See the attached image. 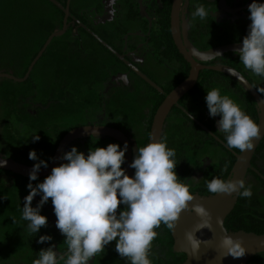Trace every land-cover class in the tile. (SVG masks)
<instances>
[{
    "label": "flooded vegetation",
    "instance_id": "flooded-vegetation-1",
    "mask_svg": "<svg viewBox=\"0 0 264 264\" xmlns=\"http://www.w3.org/2000/svg\"><path fill=\"white\" fill-rule=\"evenodd\" d=\"M55 1L60 8L48 2L62 14L58 15L59 28L55 23L58 31L62 28L67 0ZM175 2L178 6L177 29L172 27ZM257 2L264 3V0ZM251 3L252 0H70L67 30L62 36L69 33L72 45L68 42V35L65 41L67 47L76 52L75 67L68 69L62 65L66 61H54L46 49L45 108L40 106L39 98H35L38 95L32 90L31 97L26 100V108L8 107L4 128L13 145L7 146L9 152L0 150V155L24 163L31 161L29 152L35 150L39 159L49 164L68 132L83 126H99L115 129L126 137L132 163L138 148L148 144L156 110L190 74L191 64L179 47L186 52L190 49L207 52L231 44H242L251 23L248 19ZM198 5L209 12L203 20L192 18ZM46 25L51 23L47 20ZM62 48L66 47L61 45L60 50ZM194 62L199 67L195 84L170 109L159 141L166 142L170 149L175 150V171L179 181L190 186L192 195L206 197L213 195L208 192L206 182L213 178L232 179L237 158L241 155L238 150L229 149L224 133L218 132L220 117H210L205 100L207 91L219 88L222 96L227 95L257 124L259 121V109L249 91L236 78L217 69L235 71L262 99L264 78L245 70L235 52H225L208 60L194 59ZM126 94H135L136 112L121 106L119 97H128ZM30 99H33L32 104ZM9 113L13 124L7 127ZM187 113L194 114L195 119L190 120ZM130 119L138 120L140 124L139 139L131 136V127L127 122ZM40 121L41 124H37ZM35 134L43 137L39 143L33 142ZM110 143L119 144L121 149L124 147L112 138L90 135L71 141L63 155L72 147L87 155L89 149L106 148ZM65 162L60 160L58 166ZM134 171L132 169L133 174ZM16 177L29 181L28 178L1 171L0 183L7 185ZM45 177L38 181L43 182ZM242 180L246 186L251 185L253 195L250 199L232 195L235 200L233 207H240L244 200L251 213L243 217L236 215L235 223L244 220L251 225L264 224V133L249 159ZM28 194V188L14 192L9 218L1 213L5 201L0 197V230L13 228L9 240L0 236V264H33L41 249L51 245L56 246L54 250L58 254L67 250L63 242L65 237L55 227L56 217L51 200L40 212L47 217L48 226L41 228L36 235L29 234L28 222L21 218L24 198ZM40 199L39 195L36 196L32 206L36 207ZM156 231L159 235L153 241L152 264H181L185 254L177 250L173 232L163 225ZM43 235L53 238L51 244L37 243ZM90 264L129 262L117 254L115 242H112Z\"/></svg>",
    "mask_w": 264,
    "mask_h": 264
},
{
    "label": "clouds",
    "instance_id": "clouds-1",
    "mask_svg": "<svg viewBox=\"0 0 264 264\" xmlns=\"http://www.w3.org/2000/svg\"><path fill=\"white\" fill-rule=\"evenodd\" d=\"M248 12L251 23L235 54L245 70L264 78V3L252 0ZM208 15L198 5L192 18L203 20ZM205 100L210 117H220L218 132L224 133L226 146L241 153L252 151L254 142L262 138L261 126L231 98L222 96L219 88L207 91ZM187 116L195 119L192 113ZM32 139L38 142L40 137L35 135ZM127 150V143L123 149L119 144L110 143L106 148L89 149L85 155L72 147L60 157L66 162L53 167L43 182L35 186L31 181L38 180L37 174L41 168L48 167V162L40 160L35 150L29 152V159L37 162L29 173V194L24 198L21 218L28 222L29 234L36 235L48 226L47 217L40 212L51 200L55 227L65 237L63 242L67 246L62 254L54 250L55 245L41 249L33 264H90L112 242L117 254L129 264H152L153 241L159 235L156 229L163 225L174 232L185 211L195 213L203 221L196 231L206 227L211 230L208 210L202 204L193 205L195 197L190 186L179 181L174 149L156 140L139 147L129 165L135 170L132 177L122 167ZM206 187L214 196L238 195L250 199L253 195L251 185L246 186L242 179L213 178L206 182ZM38 195L41 199L33 207ZM195 234L188 232L185 237L193 254L199 252L202 243H210L197 239ZM52 239L43 235L37 243L51 244ZM219 246L221 259L229 256L240 259L247 254L243 244L229 235L221 239Z\"/></svg>",
    "mask_w": 264,
    "mask_h": 264
},
{
    "label": "water",
    "instance_id": "water-1",
    "mask_svg": "<svg viewBox=\"0 0 264 264\" xmlns=\"http://www.w3.org/2000/svg\"><path fill=\"white\" fill-rule=\"evenodd\" d=\"M56 7L60 8V4H58L55 0H48ZM69 1L67 0L66 8L64 11V18L62 28L56 32L50 34L45 42L43 43L41 49L37 52L35 57L29 63L26 73L22 78H16L7 73H0V78H5L11 80L15 83H23L28 78L29 75L38 62V60L45 53L48 48L50 42L56 38L62 36L67 30L66 20L68 17V6ZM178 1V0H176ZM177 9L178 6L175 2L172 11V27L173 29H177ZM179 44V43H178ZM242 44H231L227 46H223L217 49H213L207 52H198L195 49H190L189 52L184 51L181 46L180 52L184 56V58L191 64V70L188 78L184 80L181 84H179L174 90H172L166 98L162 101L160 106L155 112L148 143L153 142V140L159 141L161 129L163 126V122L165 117L169 113L170 109L177 104L178 100L195 84L197 73L199 67L194 62V59L197 60H208L219 54H223L225 52H235V49L240 47ZM222 71L230 76L236 78L253 96L257 107L259 109V121L258 124L261 126V134L263 136L264 133V99H262L256 92L251 88V86L245 81L239 74L235 71L224 68L217 69ZM105 136L116 140L121 143L123 146L125 143L128 145V150L125 153V163L123 164V168L126 170V174L130 177L134 176L132 169L129 167L131 164L130 158V148L126 137L119 131L107 127H99V126H83L68 132L60 141L57 146L52 161L48 164L47 168H41L40 172L37 174L38 179L43 178L51 173L53 167L58 166L60 162V157H62L64 153L65 147L73 140L86 137V136ZM261 139L254 142V148L250 152L241 153L237 158V163L234 167V174L232 179H243L245 168L248 166L249 159L257 147L258 143ZM32 167L17 163L11 159L4 158L0 155V171L8 172L12 174H16L29 179V173ZM195 197L192 202L195 204H202L209 212L210 218L208 223L210 224L211 230L209 228H203L200 231H196L198 225L203 223V221L195 215V213H191L189 211H185L181 214L180 220L178 222L176 230L173 232V236L176 243V248L179 252L185 254V260L181 264H247V260L258 253L264 252V234L256 235L253 233H245L243 231L238 232H229L224 227V220L232 209L235 200L232 196L226 195H212L206 197H200L198 195H193ZM188 232H196V238L201 241H210L208 245L201 244L200 250L198 253L193 254L191 246L188 244L186 240V233ZM229 235L234 240H239L243 246L247 249V254L240 259H233L232 257L222 258V249H220V241L221 239Z\"/></svg>",
    "mask_w": 264,
    "mask_h": 264
},
{
    "label": "trees",
    "instance_id": "trees-1",
    "mask_svg": "<svg viewBox=\"0 0 264 264\" xmlns=\"http://www.w3.org/2000/svg\"><path fill=\"white\" fill-rule=\"evenodd\" d=\"M41 1L44 3L43 8L42 5L37 7L36 0H0V66L2 67V65H4L9 59L16 60V66L21 68L20 77L24 76L29 63L41 49L49 35H44L41 31L43 26L46 27L47 20L54 27H56L57 24L58 28L60 26L59 16L62 15L60 10L47 0ZM4 2L11 3V8L9 11L7 10L8 14L6 11L3 12L1 10V6L2 9H4ZM9 14L13 15L9 17ZM67 35L69 36V33H67ZM43 59H45V53L33 67L29 78L21 83L24 86H29L31 88L30 90H34V92L38 91L39 93L45 88V74H43V68L45 67L41 65ZM35 73H39L41 76L38 84L33 82L32 77ZM13 101L14 95L9 93L7 95V105L9 108H12ZM6 120L7 127H10V125L13 124L12 115L10 113L7 115ZM39 137L40 139L37 143L43 138L42 135H39ZM250 213L251 210L245 205L243 200L240 207H232L227 214L226 219L224 220L225 229L229 232L243 231L245 233H253L256 235L264 234V224L251 225L244 220H241L240 223H235L237 222L236 215L241 214V217H243ZM247 264H264V252L251 256L247 260Z\"/></svg>",
    "mask_w": 264,
    "mask_h": 264
},
{
    "label": "rangeland",
    "instance_id": "rangeland-1",
    "mask_svg": "<svg viewBox=\"0 0 264 264\" xmlns=\"http://www.w3.org/2000/svg\"><path fill=\"white\" fill-rule=\"evenodd\" d=\"M34 1V0H33ZM11 3L8 2H4L3 6L4 9H2L1 6V10L4 12L6 11V13L8 14L7 10L9 11ZM36 5H38L37 7H39V5H42V8L44 7V3L41 0H36ZM18 11V9H17ZM11 15L13 14H9V17H11ZM57 29V26L54 27L53 25H46L42 27L41 31L42 33H44V35H48L50 33L55 32ZM1 36V35H0ZM9 36V35H7ZM67 38V35L64 36H60V37H56L54 38L48 48H47V54L49 57L53 58L54 61H60V60H64L66 62H64L62 65H64L66 68L71 69L72 67H75L74 63L76 62V52H73L74 49H72L71 47H67L68 43L65 41V39ZM68 42L72 45V42L70 40V37L68 36ZM66 47V48H62L60 50V46ZM86 52H83V54H85ZM81 57V56H80ZM47 59V58H45ZM45 59H43L41 65L43 67H45ZM16 60L13 59H9L8 61H6V63L4 65H2V67L0 66V73H7L10 74L16 78H20V70L21 68H18V66H16ZM149 62V61H148ZM146 62V63H148ZM58 68V67H57ZM5 71V72H3ZM69 71V70H68ZM72 70H70L71 72ZM43 74H45V68H43ZM33 78V82L34 83H39L38 81H40L41 76L39 73H35ZM44 85H45V81H44ZM31 88H29V86H24L22 84L19 83H15L11 80L5 79V78H0V150L4 151V152H9L10 149L7 148V146L11 147L13 145V142L11 141V138L9 135H6V131L4 128V115L8 110V105H7V95L9 93H12L14 95V101H13V107L16 109H23L26 108V100L27 98L31 97L32 92L30 90ZM34 92V90H33ZM38 96H36L35 98H39L40 103H41V107L45 108V88L39 93L38 91H35L34 94H37ZM74 96V94H73ZM125 97L120 96L119 97V102L121 104V106L123 108H127V110H129L130 112H133L137 108H134V98L136 97L135 94H133L132 96L126 94ZM75 98H78L77 96H75ZM53 101L55 102L56 99H53ZM33 103V99H30V103ZM52 102V101H51ZM31 103V104H32ZM32 106V105H31ZM131 127L130 131L132 138L134 139H139V135H140V124L138 122V120H134V119H130L127 121ZM45 123V122H44ZM37 124H41V121L38 122ZM45 126V124H44ZM43 126V127H44ZM45 132V131H44ZM44 139H45V133H44ZM43 147H45V140H44V144ZM16 161V160H15ZM33 160H31L30 162H24L20 164L29 166V167H33L34 163L32 162ZM18 163V162H17ZM30 183L29 181H26L25 179H20L19 177H16V180L14 182L9 181V183H7V185L1 184L0 183V197L2 200L5 201L3 207L1 208V213L2 215H6V217H10L11 211L10 208L12 206V199H13V194L15 191H19L20 188H27V185ZM31 183L33 184V186H35L37 183H40L38 180L37 181H31ZM1 201V200H0ZM13 228L9 227H4L2 230H0V236L2 237H7V239L9 240L13 234L12 232ZM1 249V246H0Z\"/></svg>",
    "mask_w": 264,
    "mask_h": 264
}]
</instances>
